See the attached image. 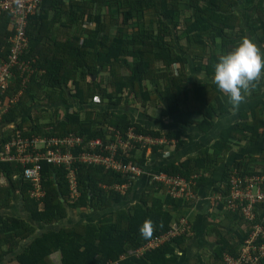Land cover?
Wrapping results in <instances>:
<instances>
[{"label":"trees","instance_id":"1","mask_svg":"<svg viewBox=\"0 0 264 264\" xmlns=\"http://www.w3.org/2000/svg\"><path fill=\"white\" fill-rule=\"evenodd\" d=\"M29 20V45L20 59L29 61L33 71L24 81L28 72L22 73L19 64L13 66L7 96L18 95V99L3 115L4 122L19 121L24 135L75 132L108 142L116 130L126 135L133 127L139 134L164 132L177 139L178 147L185 141L177 129L146 126L144 118H135L136 109L117 112L108 107L132 96L130 101L146 109L150 103L162 105L159 119L170 116L185 126L196 124L205 133L223 116L239 111L238 119L199 154L156 168L195 176V191L214 185L215 197L205 213L211 219L208 235L215 246L205 261L228 264L225 253L239 257L253 225L241 209L227 207L226 197L233 174L264 173V167L256 170L252 159L242 157L238 148L242 141L258 139L264 132V74L244 93L238 108L214 84L213 74L219 56L230 52L242 37L253 40L264 53V0H43ZM10 25L11 14L1 13L0 56L5 58L14 35ZM97 96L109 106L90 107ZM243 104L247 109H241ZM10 135L1 128L0 149ZM145 156L144 150L124 159L144 164ZM42 166L41 195L33 196L35 185L23 177L24 166L0 161V211L4 210L0 212V264H107L168 231L179 219L175 211L194 203L167 194L166 186L154 181L130 204L133 176L76 161L72 181L65 165L45 161ZM218 167L223 170L220 179L214 178ZM2 175L7 183L1 182ZM128 182L126 192L113 187ZM17 190L22 213L34 222L6 212ZM219 195L221 199L216 198ZM257 204L256 222L264 225V210ZM92 209L104 215L95 220L87 214ZM71 212L78 218L70 219ZM67 218L71 221L62 225ZM35 223L45 229L39 233ZM190 236H175L140 255L129 254L118 264H181L184 260L204 264L200 256L187 257ZM25 239L30 242L19 249Z\"/></svg>","mask_w":264,"mask_h":264},{"label":"built area","instance_id":"2","mask_svg":"<svg viewBox=\"0 0 264 264\" xmlns=\"http://www.w3.org/2000/svg\"><path fill=\"white\" fill-rule=\"evenodd\" d=\"M43 0H0V14H11V29L14 35L11 37L12 48L7 58L0 56V136L1 128L11 133L4 148L0 149V161H15L24 166L23 177L35 185L32 195H41L43 162L57 166L65 165L69 170V177L74 181L76 177V161L88 164H100L123 175L142 176L148 173L145 165L138 162L129 163L125 157L131 156L139 145L163 144L169 145L166 138H156L137 133L131 127L127 134L120 130L114 133V139L104 141L101 137L87 138L75 132L65 135H49L40 133L32 137L23 134V128L19 121L4 122L3 115L9 111L10 104L18 99V95L8 97V89L14 76L12 70L15 64H19L22 73L28 72L24 77L26 81L33 70L30 62L21 60L20 55L29 45L27 27L29 17L39 10ZM87 26V24H85ZM111 137V136H110ZM146 142V143H143ZM151 142V143H147ZM173 143V142H172ZM140 148V147H139ZM151 173V172H150ZM153 182H159L166 186L165 192L176 198L192 200L197 197L193 188L197 185L195 176L188 178L180 174H171L166 171L152 172ZM231 192L226 197L229 209H241L245 219L252 222L253 229L245 239L242 252L239 257L225 253L224 259L228 264H259L264 259V225L256 222L258 211L257 202H260L264 210V173L246 174L244 176L233 174L230 179ZM130 183L115 184L114 189L126 192ZM215 195H213L212 202ZM216 198L221 199L219 195ZM261 210V209H260ZM193 235V223L189 216H179L172 223L171 228L156 235L139 248L129 249L128 254L140 255L154 246L171 241L175 236L182 234ZM107 264H118V261L108 260Z\"/></svg>","mask_w":264,"mask_h":264},{"label":"crops","instance_id":"3","mask_svg":"<svg viewBox=\"0 0 264 264\" xmlns=\"http://www.w3.org/2000/svg\"><path fill=\"white\" fill-rule=\"evenodd\" d=\"M69 1V0H67ZM91 26H94V22H92L90 24ZM11 26V25H10ZM194 77V75H193ZM130 97L126 96L124 101L121 102V104H119L118 106L115 105H107V103H101V99L100 96H97L92 103L89 104L90 107H95V108H100V109H105L107 108V106H109L108 108L112 111H134L133 109H129L126 110V107H122L121 105H123V103L127 102V106H129L130 104ZM264 99V95L263 98ZM261 100V99H260ZM119 106H121L120 108H118ZM149 109V107L147 108ZM241 109H247V106L244 104L243 107H241ZM240 109V110H241ZM148 112V111H147ZM238 115H239V111H235L233 113L227 114L225 116H223L220 121L217 122L216 126L213 129H210V131L208 132H204L202 131L196 124L191 125V126H185L182 125L180 123H177L174 121V119L170 116L168 117H164V118H160L158 120L152 119L151 116H153L152 114L149 115H144V120L143 123L144 125L148 126H152V127H156V129H162V130H168L169 128L172 129H177L178 132L181 134L182 140L185 141V144H182L181 146L176 147L175 143L177 141V139L175 138H171L169 139L163 132V134L161 136H153L151 134H144V135H148V136H152V137H156V138H166L167 141H172L173 142V146H170L169 148L167 147V145L163 144H153L152 147L153 149L151 150V152L154 153V155L151 154H147L146 153V160L144 162L145 167L148 169V173L142 176H133L135 177L134 182L132 183L133 186V191L132 194L129 195V203L132 204L134 202H136L140 196V193L143 191L142 189H144L146 186H148L149 183H152V172L157 171L156 168L159 167L161 164H165L167 162H181L182 160H184L188 155H192V154H199L200 151H202L203 149L209 147L214 140L218 139L221 135V131L225 126H228L230 123L236 121L238 119ZM146 116L149 118L147 119ZM135 118H137V115L135 116ZM138 119V118H137ZM154 123V125H153ZM190 127V128H189ZM263 130V129H262ZM189 131V132H188ZM264 131V130H263ZM261 131V132H263ZM171 142V143H172ZM240 147V150H242V157L246 156L251 158L253 161V165L254 168L257 169H262L264 167V132L260 135V137L258 139L255 140H245L242 141L238 148ZM147 148L141 149L138 148L136 150V152L138 153V155L141 154V152H143L145 150L146 152ZM165 149V150H164ZM137 153H133L132 155L136 156ZM156 154H159V156H156ZM161 156V157H160ZM151 172V173H150ZM130 177L132 178V175H130ZM220 177H216V179H220ZM1 182L3 183H7V178L6 176L1 177ZM212 182V181H211ZM130 186V185H129ZM213 186H204V188H202L200 191H196L197 192V197L194 200L193 205H189V206H185L184 208H180L177 211H175L176 216H182V215H188L191 219V221L194 224V234L190 236L189 238V246H188V255L187 257H197L200 256L202 258V262L204 264H207L205 261V257L203 256V251L204 250H208V251H213V249L211 250V245H212V241L208 235V227L207 224H210V218L209 215L204 213V211H210L211 205H212V198H213ZM20 192L17 190L15 191V198H14V204L9 207L6 208V212L10 213V214H16L18 216H23L29 220L30 217L28 215H26L27 213H22V203L19 202L20 200ZM206 196V197H205ZM128 203V204H129ZM92 216L94 215L95 220L97 219V217H102L104 214L102 211H98L95 209H92ZM4 211V210H2ZM2 211H0L2 213ZM174 214V215H175ZM202 215L205 216L204 218H201ZM203 216V217H204ZM264 216V214H263ZM32 222H34L33 220H31ZM198 221V223H197ZM36 224V223H35ZM37 225V231L39 233L42 232L43 229H45L44 225ZM48 229L49 226L47 225ZM36 232V233H38ZM206 240V241H203ZM30 242V239H25L23 240L21 243L23 244V246H25L27 243ZM21 247V246H20ZM19 247V249H20ZM198 248V249H197ZM131 249V248H129ZM129 249L124 252L123 254L120 255L119 259H110L112 261H118L120 259H123L127 256H129ZM180 254H182L184 256L183 253H181V251H179ZM15 253H12V255L9 256V258L14 257ZM211 254V253H210ZM210 254H208L210 256ZM207 256V257H209ZM56 257V255H54V258ZM7 264V262H6ZM17 264V263H15ZM181 264H187V261L184 260Z\"/></svg>","mask_w":264,"mask_h":264},{"label":"clouds","instance_id":"4","mask_svg":"<svg viewBox=\"0 0 264 264\" xmlns=\"http://www.w3.org/2000/svg\"><path fill=\"white\" fill-rule=\"evenodd\" d=\"M262 74L264 53L253 40L242 37L230 52L219 56L214 65L213 82L222 93L227 94L229 104L238 108L245 99L244 93Z\"/></svg>","mask_w":264,"mask_h":264},{"label":"rangeland","instance_id":"5","mask_svg":"<svg viewBox=\"0 0 264 264\" xmlns=\"http://www.w3.org/2000/svg\"><path fill=\"white\" fill-rule=\"evenodd\" d=\"M204 75H202V74H200V77L202 78ZM131 99H132V96H131ZM127 103V102H126ZM125 102L123 103V105H121L122 107H126V110H129V109H136L137 110V118H139L140 120H142L143 119V117H144V115H149V114H152V115H154V117H155V119L156 120H158L159 119V117L161 116L160 115V111H161V106L162 105H158V104H154V103H150V106H149V109H146L144 106H142V104H140V103H136V102H132V101H130V104H129V106H127V104H126ZM121 106H119L118 108H120ZM154 106V107H153ZM243 106H244V104H243ZM61 111H63V110H61ZM148 111V112H147ZM146 118L147 119H149L147 116H146ZM153 121H154V119H153ZM190 128V127H189ZM189 132V131H188ZM143 143H146V142H143ZM147 143H151V142H147ZM142 144V143H141ZM139 145V147H140V151H141V149H144V148H147L146 149V153L147 154H153L154 155V153L153 152H151V150L153 149V147H152V144H147L146 146H144V145ZM173 143H171V142H169V145L167 146L168 148L170 147V146H173L172 145ZM138 147V148H139ZM165 150V149H164ZM156 156H159V154H156ZM154 157H155V155H154ZM161 157V156H160ZM221 168V167H220ZM219 167L217 168V170H216V173H215V176H214V178H216L217 176L218 177H220V176H222V172H223V170L222 169H220ZM19 202L21 203V201L19 200ZM23 212H25L24 210H22ZM206 211H204V213H205ZM84 213H86V212H84ZM88 215H90V217L91 218H96V217H94V215L92 216V212L91 211H88V213H87ZM188 216V215H187ZM69 218L71 219V218H73V219H77L78 218V216L75 214V213H73V212H71V215L69 216ZM69 218H67L66 220L64 219L63 221H62V225H66L67 223L66 222H69V221H71ZM98 218V217H97ZM197 223H198V221H197ZM210 230V229H209ZM209 235H210V233H209ZM203 241H206V240H203ZM207 242V241H206ZM23 246V244H21V247ZM215 246V244L212 242V245H211V250L213 249V247ZM20 247V248H21ZM198 249V248H197ZM211 253V254H210ZM212 253H213V251H208V250H204L203 251V256L205 257H207V256H209L208 254H210V256H212ZM205 257V258H206ZM208 258V257H207Z\"/></svg>","mask_w":264,"mask_h":264},{"label":"water","instance_id":"6","mask_svg":"<svg viewBox=\"0 0 264 264\" xmlns=\"http://www.w3.org/2000/svg\"><path fill=\"white\" fill-rule=\"evenodd\" d=\"M113 209V208H112ZM115 209V208H114ZM105 212V211H104ZM107 212V211H106Z\"/></svg>","mask_w":264,"mask_h":264},{"label":"flooded vegetation","instance_id":"7","mask_svg":"<svg viewBox=\"0 0 264 264\" xmlns=\"http://www.w3.org/2000/svg\"><path fill=\"white\" fill-rule=\"evenodd\" d=\"M206 197V196H205Z\"/></svg>","mask_w":264,"mask_h":264}]
</instances>
